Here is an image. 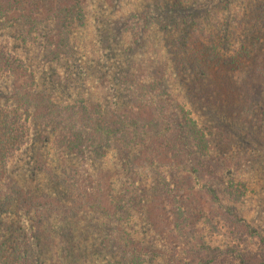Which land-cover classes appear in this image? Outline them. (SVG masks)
<instances>
[{"label":"rangeland","instance_id":"374dc122","mask_svg":"<svg viewBox=\"0 0 264 264\" xmlns=\"http://www.w3.org/2000/svg\"><path fill=\"white\" fill-rule=\"evenodd\" d=\"M196 1L200 4L204 0ZM233 1L231 16L240 13L239 6L245 10L250 0ZM150 2L86 0L88 13H94L87 20L89 26L82 28L76 24L67 37L66 54L51 62L48 61L53 57L46 53L50 49L57 53V44H60L53 14L44 10L37 12L34 16L36 28L18 25L16 19L21 12L18 10L1 21L0 42L23 65L15 78L0 82V108L20 117L28 134L35 132L37 136L35 146H31L28 139L21 149L24 152L16 153L8 167L7 178L12 177L11 166L17 164L23 171L27 169L28 180L37 178L50 186L52 192L45 187L41 191L56 199L61 196L60 190L50 180L46 173L49 172L57 180L66 179L73 185L75 201L76 197L83 196L86 201L98 199V204L105 207L109 206L112 196L124 191L128 193L131 184L144 196L140 212L123 225L116 222V215L111 220L87 206L78 211V220L72 230L64 232L76 246L81 244L80 256L71 260L72 264H200V257L206 254L205 245L222 251L234 247L237 252L264 254L259 240L241 237L243 227L233 228V219L225 216L223 208L213 202L203 188L209 178L200 180V147L194 157L198 172L194 173L185 152L180 157L170 152L169 147L181 143L173 131L164 133V122L172 116L176 102L197 123L198 130L190 134V141L200 140V130L204 128L208 134L213 131L214 124V127L219 125L217 120L222 121L237 134V147L235 144L236 148L226 151L225 159L242 157L243 153L257 149L264 156V142L256 130L243 125L236 128L220 113L200 108V100L191 101L184 94L185 83L168 75L170 69L163 81L153 80L154 76L147 74L148 60L165 56L159 43L162 35L156 26H147V32L142 35L143 46L133 50L129 47L137 27L136 18H131V14H139ZM118 21L123 24L128 21V29L120 32L121 36L115 33ZM105 37L108 44H105ZM97 68L107 72L106 80L100 81L102 85L96 79L101 74L98 70L95 72ZM36 95L51 99L62 114L46 118L42 109L30 106ZM169 99H172L170 103ZM109 110L116 114L118 111L120 120L128 121L129 125L133 119L138 120L140 127L145 125L139 129V136L136 138L129 126L128 133H119L108 141L84 124L97 116L108 118ZM161 118L165 120L161 121ZM155 124L158 128L152 133L162 130L163 135H150L149 141L142 144L149 137L142 133ZM192 146L197 151V146ZM208 156L212 164H217L216 152L208 153ZM260 162L264 164V157ZM260 162L252 163L255 168L246 174L234 166L228 167L233 178L247 184L244 202L237 205L238 213L264 237V172ZM30 164L31 167L43 166L46 172L40 171L34 177ZM14 177L18 178V175ZM200 210L207 218L215 219L212 223L219 221L217 232H209L211 225L200 219ZM211 214L217 217H211ZM57 217L62 218L61 215ZM52 223L55 227L64 224L56 217ZM228 225L233 227L228 230ZM124 226L126 229L122 228ZM120 231L125 233L124 237L128 235L134 239L132 250L125 247ZM48 264L61 263L55 260ZM215 264L238 262L235 256H225Z\"/></svg>","mask_w":264,"mask_h":264},{"label":"trees","instance_id":"16d2710c","mask_svg":"<svg viewBox=\"0 0 264 264\" xmlns=\"http://www.w3.org/2000/svg\"><path fill=\"white\" fill-rule=\"evenodd\" d=\"M147 1H151L150 4L139 14L130 13L131 18H136L137 27L129 47V50H133L136 46H143L145 42L142 35L147 32V26H156L162 35L159 43L165 51V56L158 55V58L148 60L149 65L145 70L147 74H152L153 80L163 81L164 78L167 79L170 69L168 75H174L179 79H176L179 83H185L184 94L191 98V101L200 100V108L206 107L220 113L224 118L230 119L236 128L243 125L256 130L264 142V0H250L245 10L243 6H239L241 14L236 13L235 16L229 14L233 0H204L200 4L196 0ZM22 4L25 6L21 7ZM85 4L86 0H0V23L18 10L21 12L16 23L23 28L26 25L36 28L34 16L37 12L44 10L53 14L52 19L57 26V34L60 35V44H57V53L51 49L46 53L53 57L48 61L51 62L66 54L67 37L72 29L77 26H89L87 20L92 18L94 13H88ZM127 22H116L117 36H121L120 32L128 29ZM104 39L105 44H108L109 40L106 37ZM102 43L104 44V41ZM22 65V61L14 58L0 42V82L19 75ZM97 70L100 71L97 68L95 72H98ZM100 72V78L98 76L96 79L102 85L100 81L106 80L107 72ZM170 100L172 99H169V103ZM30 106L42 109L46 118L62 114L55 103L45 95H36ZM187 113L184 107L176 102L172 107V116L167 120L161 118L166 124L164 133L173 131L181 143L169 147L170 152L176 157L185 152L187 160L192 162L193 172L197 173L194 157L200 147V180H205L208 176L209 179L203 188L211 200L223 208L225 216L233 219L234 227L228 225L227 229L243 227L241 237L259 240L260 249L263 251V235L238 213L237 205L244 202L247 184L241 178H233L228 167L231 165L237 170H243L245 174L249 173L255 168L252 163L260 162L264 157L263 153L257 149L243 153L242 157L240 155L225 159V152L237 147V134L232 133L230 127L222 124L215 116L219 125L214 127V124L213 131L208 134L203 128L200 130V140L190 141V134L195 133L198 126ZM118 114V111L116 114L109 110L106 114L109 115L108 118L97 116L93 121H84V124L108 141L119 133H128L126 131L129 126L137 138L139 129L145 125L140 127L138 120L134 119L129 125L128 121L120 120ZM156 124L142 133L149 135L147 141L143 140L142 144L149 141L150 135H163L162 130L152 133L158 128ZM32 131L34 132L33 129ZM28 139L33 144L31 146L37 144L35 132L28 134L27 127L21 123L20 117L0 108V264H48L49 261L53 263L55 260L61 264H72L71 260L80 256L78 252L81 244L76 246L64 232L72 230L78 220V211L87 206L88 209H95L111 220L114 219L112 216L116 215V222L122 225L140 212L144 196L140 195L132 184V188L127 189L128 193L124 191L112 196L109 206L105 207L98 204V199L86 201L80 196L76 197L75 201L72 195L73 185L66 179L57 180L53 174L46 172L43 166L31 167L30 164L31 174L35 177L40 171L46 172L60 190L61 196L55 197L56 199L53 195L41 191V188L45 187L52 192L50 186L37 178L28 180L27 169L24 168L23 171L17 164L11 166L12 177L7 178L10 162L16 153L24 152L21 149ZM192 144L197 146V151ZM213 152L217 153V164H212V159L208 156V153ZM260 166L264 172V164L260 162ZM255 170L257 172V169ZM211 171L212 174H209ZM16 175L18 178L14 177ZM227 202L230 204L226 205ZM59 215L62 218L57 217ZM212 216L214 215L211 214ZM54 217L64 224L55 227L52 223ZM207 217L200 210V219L204 224L211 225L209 232H217L219 221L214 224L212 220L215 219ZM122 228L126 229L125 226ZM120 233L125 247L132 250L134 239L128 235L124 237L123 231ZM232 234L231 231L230 235ZM205 251L206 254L200 257V264H215L225 256H235L238 264H264V254L237 252L234 247L222 251L205 245Z\"/></svg>","mask_w":264,"mask_h":264}]
</instances>
